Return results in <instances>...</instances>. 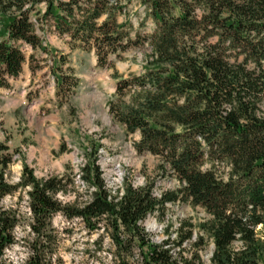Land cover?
Masks as SVG:
<instances>
[{
    "label": "trees",
    "instance_id": "obj_1",
    "mask_svg": "<svg viewBox=\"0 0 264 264\" xmlns=\"http://www.w3.org/2000/svg\"><path fill=\"white\" fill-rule=\"evenodd\" d=\"M135 1L153 20L147 36H132L130 23L118 20ZM35 21L53 22L55 32L69 38L72 47L94 50L99 67L111 66L112 56L122 58L133 47L150 49L142 73L118 76L109 113L126 135H139L137 152L156 156L182 187L179 193L156 197L153 183L135 187L124 180L115 194L92 159L82 168V179L93 188L88 200L64 203L58 196L69 191L67 176L38 178L25 165L19 181L11 184L1 172L0 204L22 192L29 200L32 238L25 241L29 255L22 264H65L54 258L57 215L79 218L91 230H111L115 264H133L136 253L141 264H203V236L188 249L189 256L184 248L172 255L173 248L193 237L192 224L181 223L177 238L160 244L142 226L168 202L182 199L211 217L201 226L215 242L213 263L260 264L264 0H0V88H10L22 74L25 47L48 51ZM63 64H53L59 92L67 87V79L58 74ZM71 78L73 89L79 78ZM6 150L0 143L5 168L11 162L3 155ZM21 222L17 209L0 206V264H12L5 254L17 243ZM237 240L243 243L239 250Z\"/></svg>",
    "mask_w": 264,
    "mask_h": 264
},
{
    "label": "rangeland",
    "instance_id": "obj_2",
    "mask_svg": "<svg viewBox=\"0 0 264 264\" xmlns=\"http://www.w3.org/2000/svg\"><path fill=\"white\" fill-rule=\"evenodd\" d=\"M44 9L45 5H40L39 10ZM118 17L120 23H130L127 29L132 36H147L154 28L152 18L137 1L129 6L128 15ZM35 23L48 51L25 47L22 74L12 79L10 88H0V143L7 146L3 155L11 160L6 168L0 164L5 180L11 184L18 182L25 165L35 170L38 178L67 176L69 191L58 198L64 203H83L93 188L82 179V168L96 159L108 188L115 194L122 191L124 180L135 187L153 183L156 197L167 192L179 193L180 182L164 171L160 160L134 148L139 135H126L109 113L118 76L142 73L150 49L133 47L122 58L112 56L111 66L99 67L94 50L72 47L69 38L55 32L53 22ZM60 62L64 64L58 74L67 79V87L61 92L53 72V64ZM73 76L79 78V85L72 89ZM1 205L17 209L22 216L16 229L17 243L5 254L8 262L22 264L29 255L25 241L32 238L28 197L25 192L17 193L5 197ZM155 212L142 222L152 242L160 244L166 237L168 240L185 221L192 224L194 235L203 236L205 241L210 238L201 224L211 217L186 200L168 202ZM53 227L54 258L65 264H115L116 246L111 230H91L81 219L68 220L63 215L55 216ZM263 228L259 230L260 236H264ZM196 251L195 248L193 253ZM190 253L188 250L187 255ZM141 258L136 253L132 263L141 264ZM260 264H264V258Z\"/></svg>",
    "mask_w": 264,
    "mask_h": 264
},
{
    "label": "bare ground",
    "instance_id": "obj_3",
    "mask_svg": "<svg viewBox=\"0 0 264 264\" xmlns=\"http://www.w3.org/2000/svg\"><path fill=\"white\" fill-rule=\"evenodd\" d=\"M199 207V206H198ZM201 208V207H200ZM199 210V209H198ZM261 228V226H260ZM176 231V229H175ZM175 233V232H174ZM196 234V233H195ZM197 235H193V237L189 240H187L181 248H173L172 250V255L174 257H177L178 253L181 251V249H190L194 243L197 241ZM239 238V235L237 236ZM167 238V237H166ZM165 238V240H166ZM171 239H176L177 238V233L173 234ZM161 243V242H160ZM243 243L240 240L235 241L234 247L239 250L242 247ZM214 250H215V242L214 240H208L207 244L200 250V256L202 257V262L203 264H215L213 263V258H214Z\"/></svg>",
    "mask_w": 264,
    "mask_h": 264
},
{
    "label": "built area",
    "instance_id": "obj_4",
    "mask_svg": "<svg viewBox=\"0 0 264 264\" xmlns=\"http://www.w3.org/2000/svg\"><path fill=\"white\" fill-rule=\"evenodd\" d=\"M202 212L206 213L205 210L202 209Z\"/></svg>",
    "mask_w": 264,
    "mask_h": 264
}]
</instances>
